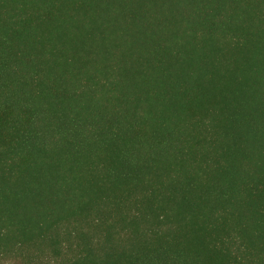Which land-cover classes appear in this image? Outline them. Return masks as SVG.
<instances>
[{
  "label": "trees",
  "instance_id": "16d2710c",
  "mask_svg": "<svg viewBox=\"0 0 264 264\" xmlns=\"http://www.w3.org/2000/svg\"><path fill=\"white\" fill-rule=\"evenodd\" d=\"M0 256L264 264V0H0Z\"/></svg>",
  "mask_w": 264,
  "mask_h": 264
},
{
  "label": "rangeland",
  "instance_id": "374dc122",
  "mask_svg": "<svg viewBox=\"0 0 264 264\" xmlns=\"http://www.w3.org/2000/svg\"><path fill=\"white\" fill-rule=\"evenodd\" d=\"M0 264H22V263H20L19 261L16 262L14 260H10L8 258H3L0 256Z\"/></svg>",
  "mask_w": 264,
  "mask_h": 264
}]
</instances>
